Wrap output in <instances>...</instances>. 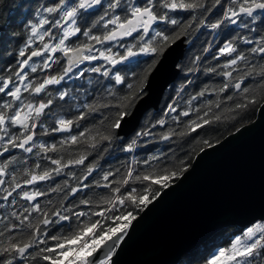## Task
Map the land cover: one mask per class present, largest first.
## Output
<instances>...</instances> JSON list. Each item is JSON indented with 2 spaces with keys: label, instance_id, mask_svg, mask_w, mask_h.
<instances>
[{
  "label": "snow or ice",
  "instance_id": "6c2138e0",
  "mask_svg": "<svg viewBox=\"0 0 264 264\" xmlns=\"http://www.w3.org/2000/svg\"><path fill=\"white\" fill-rule=\"evenodd\" d=\"M180 13L187 18H178ZM34 15L36 22L25 25L30 34L18 50L15 68L9 66L4 69L9 74L0 75V264H113L137 219L134 212L147 208L191 167L175 147L143 159L136 154L155 143H186L193 133L225 119V113L246 110L262 98L264 0H51ZM9 26L0 25V33ZM203 29L216 38L231 37L215 49L214 42L203 48L217 61L204 71L221 77L222 84L205 86L184 99L192 83L185 79L160 118L145 120L125 139L160 57L178 41L190 44ZM37 40L40 46L33 48ZM34 57L41 62H32ZM201 59L196 56L187 71H199ZM54 64L63 65L55 75H30ZM85 72L97 74L87 83L98 88L81 94L75 114L54 111L63 107L57 100L78 98L68 89L53 95L49 86L83 79ZM257 77L258 82L244 86ZM209 95L216 99H205ZM89 120L95 123L86 126ZM196 143L214 147L207 139ZM118 145L130 154L127 164L102 170L99 160ZM14 150L23 154L22 161ZM94 152L97 159L86 163ZM41 184L47 187L41 189ZM95 189L106 195L90 197ZM202 261L264 264V216L213 244Z\"/></svg>",
  "mask_w": 264,
  "mask_h": 264
},
{
  "label": "water",
  "instance_id": "95a60500",
  "mask_svg": "<svg viewBox=\"0 0 264 264\" xmlns=\"http://www.w3.org/2000/svg\"><path fill=\"white\" fill-rule=\"evenodd\" d=\"M185 47L178 41L160 57L148 95L125 129L128 135L146 111L158 109L178 76ZM238 129L199 150L188 172L139 212L113 264H177L220 229L264 216V100L256 118Z\"/></svg>",
  "mask_w": 264,
  "mask_h": 264
},
{
  "label": "trees",
  "instance_id": "16d2710c",
  "mask_svg": "<svg viewBox=\"0 0 264 264\" xmlns=\"http://www.w3.org/2000/svg\"><path fill=\"white\" fill-rule=\"evenodd\" d=\"M51 0H0V25H4L7 22L10 26L7 27L6 33H0V75H7L4 69L9 66L15 68L17 63V53L20 47L24 45L27 40L29 31H26L25 25H27L28 21L36 22L35 11L41 4L50 3ZM188 16L187 13H180L178 18L186 19ZM216 17L213 16L214 20ZM94 19V18H93ZM49 26H45L47 28ZM55 32V29H53ZM231 37L221 36L220 38L214 37L211 30L203 29L201 33H197L196 36L192 37V42L186 43V47L183 53L182 58L177 63V67L179 68V73L177 78L168 85L165 89L162 99L159 103L158 109H150L144 113L142 116L139 126L137 129L127 136L126 139L134 135V133L142 127L145 120L160 118L163 114L162 110L166 108L168 103L172 102V98L176 95V89L180 87L181 84L185 83V79H190L192 81L191 84H188L184 91V99H187L188 96L194 95L196 92L200 91L203 87L209 86L218 87L222 84V78L219 76H214L213 74L206 73L204 71L207 67H215L217 61L212 59V56L208 53H203V48L208 46L209 42H214V49L216 45L222 44L223 40L230 39ZM213 49V51H214ZM196 56H202L201 61L198 62L199 71L189 73L188 68L192 67V61ZM23 59V58H19ZM221 63L223 60L220 61ZM183 69V71H181ZM41 77L46 74H53V72L46 70L41 73ZM95 75L92 73L87 76L84 75L83 79H74L76 83V88H70L71 94L77 96V101H71L69 97L65 98V101L57 100L56 103L58 105H63L62 108H56L55 111H59L61 113H71L75 114L74 105L77 102H83L84 97L81 95L86 91H91L93 89L98 88V85H89L87 80L89 78H95ZM259 81V77L253 79H248L245 81L244 86H251L254 83ZM94 94V93H93ZM231 94V92L227 93ZM223 98V95L222 97ZM205 99H216L215 95H209ZM67 100V102H66ZM264 100V94H262V98L255 105H250L248 109L243 110L238 113L228 114L225 113V119L221 122L206 126L202 130H198L197 133H193L192 137L186 138L187 142H181L179 146L166 145L163 143H155L151 145L145 146L143 150H140L136 155L138 159H143L147 155L157 152V151H165L167 152L170 147H175L176 154L181 159H187V163L190 165L194 155L200 150L201 147H206L202 143H196L197 140L207 139L210 143L214 144L217 141L221 140L227 134H230L237 130L239 127L247 125L251 123L256 118V112L262 101ZM202 101H197L196 103H200ZM228 106H232V102H227ZM235 116L233 119L232 116ZM68 118H71V115H68ZM95 121H86L85 125L88 126ZM157 127L156 131H162ZM45 139L49 140V142H54L50 140L48 137ZM59 134L56 135V140H59ZM192 149L189 151V149ZM82 150V149H81ZM20 160H23V154H20L18 151H14ZM187 154V156L185 155ZM3 159V158H2ZM97 159V153H93L89 156L86 163H91L93 160ZM130 159V154L122 153L119 151V145L110 149L108 153L104 154V158L99 160L100 166L102 170H110L116 168H122V166L126 165L128 160ZM77 174L79 175L81 170L77 169ZM93 178H99L96 173L93 174ZM61 178H57V182H60ZM91 182V181H89ZM41 189L47 187L46 184L40 185ZM88 195L94 199H99L100 196L106 195L105 190L103 189H95L90 191ZM82 194H79L77 198H80ZM50 197L55 199H59L56 194H50ZM43 200L44 198H40ZM11 209H9L10 211ZM131 210V209H130ZM140 210H136L134 214L137 216ZM238 226H229L220 229L218 232L213 234L209 239L200 244L198 248L193 250L192 252L183 254L178 260L177 264H203L202 257L206 255L207 251L211 248L213 244L220 243L224 237L232 232H235ZM58 228L53 229V234H56Z\"/></svg>",
  "mask_w": 264,
  "mask_h": 264
},
{
  "label": "flooded vegetation",
  "instance_id": "af4514ba",
  "mask_svg": "<svg viewBox=\"0 0 264 264\" xmlns=\"http://www.w3.org/2000/svg\"><path fill=\"white\" fill-rule=\"evenodd\" d=\"M94 18V17H93ZM89 22H91V21H89ZM55 32H56V30H55ZM58 34V33H57ZM46 40L48 39L47 37L45 38ZM81 40H83L84 38L83 37H81L80 38ZM185 40H186V38H185ZM185 43H187V42H185ZM40 46V41L39 40H37L36 41V43L33 45V48H35V47H39ZM32 62H36V63H39V62H41L40 61V58L39 57H34L33 58V61ZM62 64H54L53 65V68L52 69H49V71H51V72H53V74L52 75H55V74H57L59 71H60V69L62 68ZM88 65H87V62L85 63V64H83V65H81L80 67L81 68H86ZM46 71V70H45ZM75 71V70H74ZM42 72H40V70L38 69V72L36 73V74H31L30 73V75L31 76H33V77H37V76H39V78H43V76L41 77V74ZM85 74L87 75V76H89V75H91L90 73H87V72H85ZM95 74V73H94ZM96 75V74H95ZM85 84H88V83H85ZM76 88V83L74 82V79L73 80H68V79H65L64 81H62L61 82V85H55V86H49V89H48V91L49 92H51L53 95H55L56 94V90L57 89H61V90H63V89H68L70 92H71V90H70V88ZM25 95H27V94H25ZM67 98V97H66ZM66 102H67V100H66ZM56 103V102H55ZM56 105H58L57 103H56ZM54 111L56 110V108H54L53 109ZM14 151H16V150H14ZM2 158L3 157H0V160H2ZM0 203H2V201H0ZM9 210V209H8ZM0 211H3V210H0Z\"/></svg>",
  "mask_w": 264,
  "mask_h": 264
}]
</instances>
